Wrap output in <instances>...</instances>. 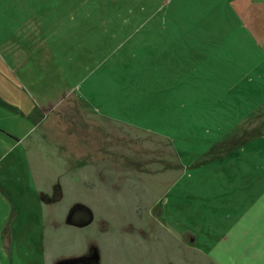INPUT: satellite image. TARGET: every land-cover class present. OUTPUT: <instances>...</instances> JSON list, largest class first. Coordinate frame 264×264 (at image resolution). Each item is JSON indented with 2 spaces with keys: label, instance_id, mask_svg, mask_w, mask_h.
Listing matches in <instances>:
<instances>
[{
  "label": "rangeland",
  "instance_id": "rangeland-1",
  "mask_svg": "<svg viewBox=\"0 0 264 264\" xmlns=\"http://www.w3.org/2000/svg\"><path fill=\"white\" fill-rule=\"evenodd\" d=\"M232 3L0 0V264H264V113L174 95Z\"/></svg>",
  "mask_w": 264,
  "mask_h": 264
},
{
  "label": "crops",
  "instance_id": "crops-1",
  "mask_svg": "<svg viewBox=\"0 0 264 264\" xmlns=\"http://www.w3.org/2000/svg\"><path fill=\"white\" fill-rule=\"evenodd\" d=\"M231 1L233 2L231 7L233 5L235 10H230L228 15H230L231 19L234 18V22H231V24L236 23V25L230 29L226 28V26L223 28L224 25L229 23H224L223 20H219L218 18L215 19L214 25L218 28L222 27L223 29L221 31L235 30V32H243V40L202 38L197 43L188 42L184 44L183 53L180 54V56L182 57V61L186 62L182 64L184 81H186L187 77V83L184 82L186 86L183 83V86L180 88L176 87V85L172 88L169 84L166 85L168 86L167 89H169L167 92L173 91L176 87L174 95H204L208 92L206 79L209 77L211 79L210 88L215 89L214 92L219 89L218 92L221 94L230 93L232 97H230L231 99H228L227 102L231 101L230 103H232L236 101L239 103V101H241L243 103L241 108L248 109L249 112H252L254 117L256 114L264 113V0ZM244 47H246L245 50L241 49ZM190 62H194L195 65L197 63L199 67L198 72L201 71V74L205 73L204 76L198 73V75L201 76L200 81L204 87H199L200 85L198 87L189 85V75L187 74L191 69H189L191 66ZM160 69H162V65L158 63L155 71L159 73ZM193 70H197V68L194 67ZM168 78V81L177 80V78ZM224 78H226L225 83L227 87L221 85ZM185 87L189 89L188 93L184 92ZM86 88L87 90L89 89V87ZM109 95L110 94L107 93L105 96ZM181 100L184 101L182 98ZM101 107L102 110H107V108ZM30 110L27 111V115L30 113ZM240 120L241 128H244L247 126L245 124L250 120V116L246 114L244 117H241ZM6 136L7 139L18 144L21 138L24 137V134L18 137V135L11 132ZM245 137L246 135L241 136L240 141ZM261 141H264V137ZM244 154L248 153L245 152L242 156ZM262 251H264V248Z\"/></svg>",
  "mask_w": 264,
  "mask_h": 264
},
{
  "label": "water",
  "instance_id": "water-1",
  "mask_svg": "<svg viewBox=\"0 0 264 264\" xmlns=\"http://www.w3.org/2000/svg\"><path fill=\"white\" fill-rule=\"evenodd\" d=\"M88 264V263H87ZM90 264V263H89Z\"/></svg>",
  "mask_w": 264,
  "mask_h": 264
}]
</instances>
